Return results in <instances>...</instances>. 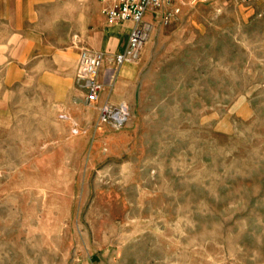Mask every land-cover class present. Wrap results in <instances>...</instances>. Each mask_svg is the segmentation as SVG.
Wrapping results in <instances>:
<instances>
[{
    "label": "rangeland",
    "instance_id": "rangeland-1",
    "mask_svg": "<svg viewBox=\"0 0 264 264\" xmlns=\"http://www.w3.org/2000/svg\"><path fill=\"white\" fill-rule=\"evenodd\" d=\"M174 3L122 128L78 84L99 6L0 64V264H264V0Z\"/></svg>",
    "mask_w": 264,
    "mask_h": 264
},
{
    "label": "crops",
    "instance_id": "crops-1",
    "mask_svg": "<svg viewBox=\"0 0 264 264\" xmlns=\"http://www.w3.org/2000/svg\"><path fill=\"white\" fill-rule=\"evenodd\" d=\"M83 1L85 4L89 1L87 16L96 13L98 6L101 11L99 0H0V64L27 66L35 59L47 61L51 46L50 39L44 34L50 32L49 17H59L61 9L72 8L81 16ZM51 7L58 12L51 13ZM131 26L130 23L107 26L101 43L95 49L106 55L101 73L104 84L101 102L113 105L126 103L133 111L137 102L139 68L132 63L120 67L114 63V56L126 49Z\"/></svg>",
    "mask_w": 264,
    "mask_h": 264
},
{
    "label": "built area",
    "instance_id": "built-area-1",
    "mask_svg": "<svg viewBox=\"0 0 264 264\" xmlns=\"http://www.w3.org/2000/svg\"><path fill=\"white\" fill-rule=\"evenodd\" d=\"M100 2L102 13L110 25L126 23L132 25L125 51L114 56L117 67L139 60L154 26L158 23L168 24L179 12L174 0H100ZM150 16L152 19H149ZM105 59V53L90 49H84L80 54L78 84L84 90L89 103L97 102L104 90L100 75ZM129 115L130 110L126 103L119 106L106 103L101 108V122L111 124L117 129L126 124Z\"/></svg>",
    "mask_w": 264,
    "mask_h": 264
}]
</instances>
